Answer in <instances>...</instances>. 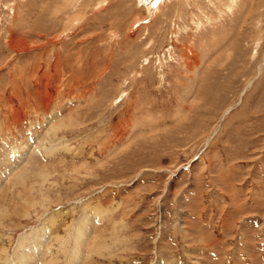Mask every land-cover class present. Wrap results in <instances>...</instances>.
<instances>
[{"label": "rangeland", "instance_id": "rangeland-1", "mask_svg": "<svg viewBox=\"0 0 264 264\" xmlns=\"http://www.w3.org/2000/svg\"><path fill=\"white\" fill-rule=\"evenodd\" d=\"M0 264H264V0H0Z\"/></svg>", "mask_w": 264, "mask_h": 264}]
</instances>
